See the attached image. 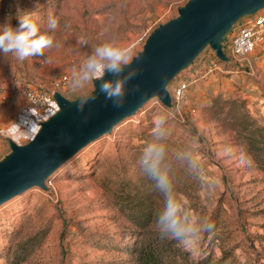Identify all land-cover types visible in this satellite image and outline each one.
Instances as JSON below:
<instances>
[{"label":"rangeland","instance_id":"rangeland-1","mask_svg":"<svg viewBox=\"0 0 264 264\" xmlns=\"http://www.w3.org/2000/svg\"><path fill=\"white\" fill-rule=\"evenodd\" d=\"M187 1L0 0V23L10 16L16 26L17 13L28 12L43 32L50 17L58 20L43 56L19 62L0 54V84L19 78L48 87L69 72L61 94H89L92 81L74 88L73 74L96 45L113 40L135 56ZM214 57L206 46L166 86L170 93L191 82L193 113L171 117L152 98L50 175L48 190L33 187L0 205V264H139L143 253L161 264H264V172L243 129L264 130V52L205 74ZM57 109L22 112L30 125L15 130L3 113L0 160L10 152L5 136L27 143ZM126 193L144 198L151 211L144 226L121 209ZM170 199L181 227L192 230L180 238L159 223Z\"/></svg>","mask_w":264,"mask_h":264},{"label":"water","instance_id":"water-1","mask_svg":"<svg viewBox=\"0 0 264 264\" xmlns=\"http://www.w3.org/2000/svg\"><path fill=\"white\" fill-rule=\"evenodd\" d=\"M264 9V0H188L178 15L158 25L146 38L139 60V74L126 85L128 94L116 107L99 93L100 81H92L89 94L97 95L82 111L73 100L55 92L58 109L30 141L18 144L8 138L10 152L0 160V205L33 187L48 190L46 180L67 160L91 142L111 133L114 126L134 115L147 101L157 98L171 105L166 86L209 46L220 61H228L222 40L242 17ZM125 69L121 75H127ZM105 74L104 79H115ZM138 86V87H137Z\"/></svg>","mask_w":264,"mask_h":264},{"label":"clouds","instance_id":"clouds-1","mask_svg":"<svg viewBox=\"0 0 264 264\" xmlns=\"http://www.w3.org/2000/svg\"><path fill=\"white\" fill-rule=\"evenodd\" d=\"M16 18L18 20L16 26L12 25L10 16L5 22L0 23V54L4 57L11 56L19 62L29 57L43 56L45 49L53 46V37L49 32L57 29L58 20L50 17L46 30L42 32L37 23L31 19L30 13L25 12L23 15L17 13ZM139 59L140 55L133 56L129 49L113 40L102 42L86 56L79 72L73 74V87L82 88L88 82L98 80L99 93L104 95L105 100H111L114 106L120 107L128 94L126 85L139 74V67H132L134 60ZM125 69L130 71L122 76ZM106 73L116 78L104 79ZM96 98L95 94H81L78 99V110L82 111L90 100ZM160 123L161 121H156L157 128ZM177 211V205L170 199L165 212L160 216L159 223L164 225V229L170 231L173 237L180 238L192 230L181 227L177 219Z\"/></svg>","mask_w":264,"mask_h":264},{"label":"built area","instance_id":"built-area-1","mask_svg":"<svg viewBox=\"0 0 264 264\" xmlns=\"http://www.w3.org/2000/svg\"><path fill=\"white\" fill-rule=\"evenodd\" d=\"M139 38L133 42L130 47L143 41ZM224 54L228 61H242L248 56L264 52V9L255 14L244 16L241 21H237L227 32L221 43ZM220 61L217 57L208 61L205 68V74L220 70ZM72 75L69 72L58 74L51 82L50 86H41L36 84L25 83L19 78H13L9 82L0 84V106L9 103L12 94L16 91L25 99L18 112L24 111L42 112L53 110L57 107L54 99V93H61L67 89L71 83ZM191 82L178 81L170 91L171 105L164 106L159 100L156 103L161 109L171 117L182 116L185 112H194L190 105L188 92Z\"/></svg>","mask_w":264,"mask_h":264},{"label":"trees","instance_id":"trees-1","mask_svg":"<svg viewBox=\"0 0 264 264\" xmlns=\"http://www.w3.org/2000/svg\"><path fill=\"white\" fill-rule=\"evenodd\" d=\"M246 126L243 129L248 130V136L245 140L248 152L252 155L257 167L264 172V130L262 127L255 126L251 127ZM126 200L121 206V209L129 211L133 216H130L132 220L138 222L139 226H144L145 223L151 217V211L146 208V203L144 198L140 202L137 198L126 193ZM142 218H145L144 222H139ZM5 234V232L3 231ZM6 235V234H5ZM17 262H21L22 258H18ZM139 264H161L159 260H156L155 255L143 253V258L140 259Z\"/></svg>","mask_w":264,"mask_h":264},{"label":"crops","instance_id":"crops-1","mask_svg":"<svg viewBox=\"0 0 264 264\" xmlns=\"http://www.w3.org/2000/svg\"><path fill=\"white\" fill-rule=\"evenodd\" d=\"M25 103V99L20 96L18 91L12 94V99L9 103L4 106H0V117H2L7 112L11 113L12 120L10 122V126L7 129L15 130L17 127L24 128L27 125H30L29 121L26 119L28 114H19L18 109L19 107ZM4 113V114H3ZM1 123V122H0ZM15 123V124H14ZM1 125V124H0ZM13 125V126H11ZM2 127L0 126V130ZM12 138L11 136H5V139Z\"/></svg>","mask_w":264,"mask_h":264}]
</instances>
